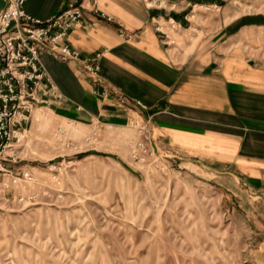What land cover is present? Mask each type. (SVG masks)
<instances>
[{"label":"crops","instance_id":"obj_1","mask_svg":"<svg viewBox=\"0 0 264 264\" xmlns=\"http://www.w3.org/2000/svg\"><path fill=\"white\" fill-rule=\"evenodd\" d=\"M68 1L26 0L25 9L46 20ZM164 1L87 4L68 42L83 55L104 52L101 82L42 52L60 94L47 108L84 125L147 123L161 156L207 170L224 191L256 196L264 252V0ZM170 20L184 38L178 51Z\"/></svg>","mask_w":264,"mask_h":264},{"label":"rangeland","instance_id":"obj_2","mask_svg":"<svg viewBox=\"0 0 264 264\" xmlns=\"http://www.w3.org/2000/svg\"><path fill=\"white\" fill-rule=\"evenodd\" d=\"M38 110L14 162L37 181L0 187V264H263L255 195L161 156L140 119L84 125Z\"/></svg>","mask_w":264,"mask_h":264},{"label":"built area","instance_id":"obj_3","mask_svg":"<svg viewBox=\"0 0 264 264\" xmlns=\"http://www.w3.org/2000/svg\"><path fill=\"white\" fill-rule=\"evenodd\" d=\"M3 1L0 10V187L7 188L5 179L8 176L13 183L37 181L32 170H20L15 166L14 162L19 159L15 146L21 141L35 111L47 108L52 99L60 97L41 53L48 52L64 61L80 63L87 77L101 82L99 60L104 52L83 55L68 42L70 32L82 23L86 5L98 10L97 0H69L62 11L46 20L28 13L26 0ZM164 3V0H147L148 6L161 7ZM170 24L175 28L174 20H170ZM143 130L151 143L147 123ZM150 149L146 144L144 152L152 154ZM138 155L135 151L134 157Z\"/></svg>","mask_w":264,"mask_h":264},{"label":"bare ground","instance_id":"obj_4","mask_svg":"<svg viewBox=\"0 0 264 264\" xmlns=\"http://www.w3.org/2000/svg\"><path fill=\"white\" fill-rule=\"evenodd\" d=\"M39 115H40V110L36 111L35 113V118L37 121L40 119Z\"/></svg>","mask_w":264,"mask_h":264}]
</instances>
